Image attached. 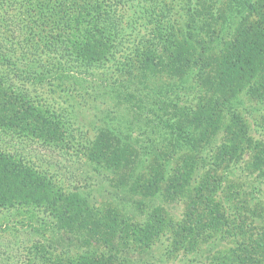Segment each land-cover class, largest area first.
Masks as SVG:
<instances>
[{"label":"trees","instance_id":"obj_1","mask_svg":"<svg viewBox=\"0 0 264 264\" xmlns=\"http://www.w3.org/2000/svg\"><path fill=\"white\" fill-rule=\"evenodd\" d=\"M246 99L264 101V0H0V264H133L165 231L196 264H264L244 187L264 178V114L255 137ZM81 107L100 112L93 136ZM35 145L128 170L140 202L91 204ZM159 192L184 201L179 220Z\"/></svg>","mask_w":264,"mask_h":264},{"label":"rangeland","instance_id":"obj_2","mask_svg":"<svg viewBox=\"0 0 264 264\" xmlns=\"http://www.w3.org/2000/svg\"><path fill=\"white\" fill-rule=\"evenodd\" d=\"M110 70L111 69H108V71ZM184 99L185 98L183 97V100ZM240 109L247 118L248 124L251 126L252 135L255 137L261 136L262 129L259 124L264 114V101L246 99ZM79 113L82 114L85 118L84 122L86 125V134H88L89 136H93L96 133V130L92 127L93 124H96V126L99 125L100 112L94 111L92 109H87L86 107H81L79 109ZM140 133L141 129H133L134 136L139 135V137H141V139L133 138L135 142H139L143 145H145V143H149V138L151 135H141ZM29 146L32 147V144H30ZM32 151L35 156L39 158L38 163L40 164V166L42 168H47L48 172L52 174L59 183L75 187L85 186V188H81H83L84 191L88 192L87 194L89 201L95 206L101 207L104 205H116L115 203H118L119 205L124 203L126 204V206L128 205L131 207L133 203L138 204V202H140L138 201L140 195H136L134 193L137 188L133 186L132 189L131 187L130 182L132 181V179L130 178L132 175L129 176V171L126 169H124V171L121 170L116 173H109L105 171L96 173L95 171L93 172L88 168L82 155H73L72 150H67L66 148L64 150H59L58 148H52L43 145H41L40 147L38 145H35L33 146ZM146 156H148L146 162L142 163L140 160L139 165L141 167L136 168L133 171V180L135 176H138L136 180H140V178L145 176V170L147 169V167L148 169H150L153 162L155 160H158L156 157L150 158V155ZM134 165L135 162H133V167ZM257 181L259 183L256 187L254 185L251 186L248 183L244 187L245 190L248 191V197H251L253 200H258V202L254 204V206L256 205L262 214V216L259 217V221L264 222V178H258ZM164 183L165 181L161 185V192L164 189ZM161 192L152 195L149 202L152 200L153 207L158 206V208L162 207L164 209H167L169 215L173 218V220H179L185 210L184 201H165L162 198ZM145 199V202H147V198ZM150 210L151 209H148V212ZM133 212L135 216L143 218L142 216L146 213V210L144 208L142 210H139L134 206ZM15 229H18V227H14L12 236H15L17 238H19L18 236L22 238L30 237L29 234L21 231H15ZM170 238L171 234L169 233V231H165V235L160 238V240L151 248L148 253H145L141 256V253H138V250H135L138 252L133 251V254L130 255V258H133V264H196V256L194 255L185 256L179 251L175 253L170 252ZM13 244L15 243L13 242ZM137 254H139L140 257Z\"/></svg>","mask_w":264,"mask_h":264}]
</instances>
